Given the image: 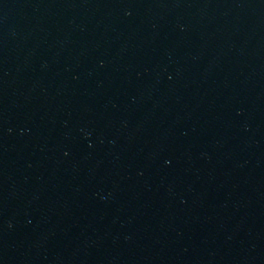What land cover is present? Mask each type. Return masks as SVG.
Segmentation results:
<instances>
[{"label": "water", "instance_id": "1", "mask_svg": "<svg viewBox=\"0 0 264 264\" xmlns=\"http://www.w3.org/2000/svg\"><path fill=\"white\" fill-rule=\"evenodd\" d=\"M0 264H264V0H0Z\"/></svg>", "mask_w": 264, "mask_h": 264}]
</instances>
